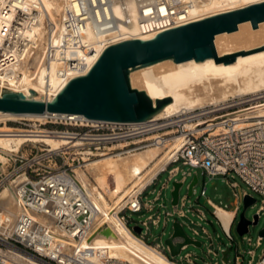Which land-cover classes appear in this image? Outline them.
Segmentation results:
<instances>
[{"label": "built area", "instance_id": "built-area-1", "mask_svg": "<svg viewBox=\"0 0 264 264\" xmlns=\"http://www.w3.org/2000/svg\"><path fill=\"white\" fill-rule=\"evenodd\" d=\"M133 2L137 11V28L141 34L152 32L159 34L190 23L189 9L192 2L182 0H133ZM110 10L111 0H69L61 20L62 34L59 42L61 49L58 50L57 56H52L55 54L52 49H57V47L49 42L47 53L48 59L56 58L62 64L56 72L60 77L65 78L67 71L78 70L81 66L80 55L94 50L97 42H84L83 40L88 30L96 37L113 30L115 22L110 16ZM17 27H21V22L14 19L8 29ZM7 31V28H4L2 33L5 34ZM105 42L107 43L108 40L101 43ZM23 46L25 44L21 40H17L10 46L7 45L11 53H19ZM9 57L10 53H3L0 47L2 76L10 74L7 70L8 64L11 63ZM18 75L16 74V77ZM2 82L4 81L0 80V86ZM6 92L13 93L5 87L3 89L0 87V96ZM259 101L264 102L261 99ZM207 111H197L179 118L160 121H153L151 118L138 123L86 122L78 116L55 114H49L43 121H36L32 129L26 130L35 132L33 135L36 138H42L49 133H57L64 135L68 140L78 138L81 145L65 151H51L50 147L36 148L33 146L28 156L22 152L12 153L6 156L7 161L4 165L0 164L4 167L0 172V192L10 187L12 196L19 207V213L13 221L0 212V264H131L126 260L111 257L106 249L94 250L85 245L94 235L109 228L100 223L87 189L75 177V169L83 168L86 161L90 159L139 152L178 136L182 137L180 147L171 152L166 167L142 190H132L115 213L116 219L136 240L173 264L192 263L193 256L190 254H185L180 261L171 260L168 257V254L171 256L170 247L164 244L160 237L154 238L153 242L149 243L152 231L159 224L161 217L159 210L166 205L164 191L179 171L178 166H173L179 163L190 169H200L203 176H222L227 179L230 174L231 179L239 178L252 193L261 197V206L256 212L259 218L264 213V130L262 124L250 120L245 122L247 124L244 126H237L230 117L211 121L213 118H205L211 113L203 115ZM235 111L238 110L225 114ZM198 119L206 123L199 127L187 128L188 124L199 123ZM50 124L62 126V129L45 128ZM165 172L169 175L166 184L151 200L144 202L145 193ZM189 175L190 173H187L176 183H181L182 186L185 177ZM226 182L231 189L237 188L236 182L230 180ZM191 195L180 197L178 194L177 203L172 205L174 211L165 213L166 221L170 217H176L182 222L175 220L174 224H179L182 229L183 224H187L194 236H203L211 241L207 255L218 256L221 245H218L215 251L213 237L201 225L207 222L205 212L197 207L183 210L189 203ZM243 196L249 195L244 192ZM200 197H206L205 190H201ZM235 197L238 198L236 193ZM206 205L212 209V215L232 242L230 230L240 208L239 203L237 202L232 211L234 215L229 222L228 229L224 228L215 214L217 205L209 199L206 200ZM127 213H146L148 216L146 220L130 228ZM188 214L191 215L188 216ZM192 217H196L198 221L195 222ZM135 228H139L140 232L137 233ZM215 239L220 243L218 235ZM261 239V237L257 239L256 247L260 246ZM183 241L182 238H174L172 243L176 245ZM247 244L251 245L250 239H247ZM187 246L183 245L176 256ZM200 246H202L201 243H199ZM235 252L237 254L234 264H241V256L237 248ZM246 254L250 256L247 264H252L254 250L249 249ZM227 263L228 261L225 263L222 260L213 262V264ZM256 264H264V252Z\"/></svg>", "mask_w": 264, "mask_h": 264}, {"label": "bare ground", "instance_id": "bare-ground-1", "mask_svg": "<svg viewBox=\"0 0 264 264\" xmlns=\"http://www.w3.org/2000/svg\"><path fill=\"white\" fill-rule=\"evenodd\" d=\"M182 1L192 2L189 9L190 23L264 2V0ZM68 2L69 0H0V47L3 53H10L11 59L7 66L10 74L2 76L0 73V80L4 81L1 83V89L5 87L13 93L20 92L27 99L31 95L29 93L31 90L37 94L31 99L51 101L69 81L86 75L107 47L132 39L145 41L157 35L156 32L147 34L138 32L137 11L133 0H111L110 16L115 22L113 30L99 37L88 30L83 40L97 42L94 50L88 54H81L79 69L67 71L66 77L62 78L56 73L62 64L56 58L48 59L47 53L49 42L57 47L52 49L55 53L52 56H57L58 50L61 49L59 46L62 34L61 20ZM14 19L21 22V27L9 30L8 27ZM4 28L8 30L5 34L2 33ZM17 40H21L25 46L19 53H11L7 45L10 46ZM107 40V43H101ZM213 43L218 57L259 49L264 46V22L259 23L257 29H252L249 21L240 23L237 31L218 34L214 37ZM16 74H19L18 77ZM129 78L131 88L144 92L153 104L155 99L171 98L172 103L153 116V121L179 118L207 110L209 107L206 106H215L203 113L206 115L225 109L226 107H220V103L230 99L257 97L258 92L264 89V50L242 57L236 56L232 63L215 64L213 58L177 64L172 60H164L131 71ZM261 95L258 99L264 98V95ZM256 100H251L253 101L251 106L216 116L211 121L230 117L237 126H244L247 124L245 122L255 120L261 122L264 130V102H254ZM48 115H11L0 112V122L17 119L43 121ZM78 118L92 122L82 116ZM198 122L196 125L186 126L194 128L206 123L202 119H198ZM33 133L35 132L13 129L6 125L0 127V164L4 165L7 161L6 156L19 152L26 143L50 147L51 151H65L81 145L78 138L68 140L64 135L57 133L36 138ZM181 139L179 136L173 137L158 146L127 155H108L87 160L83 168L75 169V177L87 189L100 223L107 225L111 232L109 236L97 233L85 243L86 246L100 251L106 249L111 257L126 260L131 264H173L137 241L116 219L115 213L132 190H142L166 167L171 152L180 147ZM3 169L4 167L0 166V172ZM90 178L95 184H91ZM0 212L10 217L12 221L19 213L10 187L0 192ZM215 214L224 228L228 229L233 212L216 206Z\"/></svg>", "mask_w": 264, "mask_h": 264}, {"label": "water", "instance_id": "water-1", "mask_svg": "<svg viewBox=\"0 0 264 264\" xmlns=\"http://www.w3.org/2000/svg\"><path fill=\"white\" fill-rule=\"evenodd\" d=\"M247 21L251 23L252 29H257L258 24L264 22V2L169 29L149 40L132 39L111 45L102 52L86 75L69 81L51 101L31 99L37 95L31 90L29 99L20 92H6L0 96V112L11 115H75L88 121L116 123L145 122L161 112L172 100L170 97L155 99L153 104L144 92L131 88V71L164 60H172L177 64L213 58L215 64L232 63L236 56L263 51L264 46L245 53L242 51L217 56L214 37L224 32L237 31V26ZM196 183L197 178L194 176L188 190L189 195ZM180 187L181 183H173L172 205L177 203ZM254 202L252 197L243 196L244 209L236 227L241 236L248 232L249 225H256L258 221L257 215L253 222L244 219V210ZM173 229L172 236L165 242L170 247L171 256H176L183 245L199 247V243H194L185 235L179 224H173ZM135 231L139 233L140 229L135 228ZM100 232L105 236L111 235L107 228ZM259 237L264 238V228ZM174 238H182L184 241L173 245ZM228 252V249L222 252V261L225 263Z\"/></svg>", "mask_w": 264, "mask_h": 264}, {"label": "rangeland", "instance_id": "rangeland-1", "mask_svg": "<svg viewBox=\"0 0 264 264\" xmlns=\"http://www.w3.org/2000/svg\"><path fill=\"white\" fill-rule=\"evenodd\" d=\"M244 53V52H243ZM130 81V78H129ZM131 85V83H130ZM264 95V89L260 90L257 97L251 98V97H245V98H235L230 99L228 101H225L223 103H220V107H226L225 109H222L220 111H216L214 113H211L207 115L205 118H214L215 116H219L220 114H225L226 112L232 111V110H240L246 106H251L253 101L259 98V95ZM236 97V96H234ZM251 99V100H250ZM260 100V99H258ZM258 100L254 101L258 103ZM261 100H264V98H261ZM245 101H251L246 102ZM240 103V104H238ZM260 103V102H259ZM255 104V103H254ZM235 106V107H231ZM209 107L207 110H211V108L215 106H206ZM229 107V108H228ZM231 107V108H230ZM35 120H28V119H17V120H6L4 122H0V127L8 126L9 128L18 129V130H29L34 127ZM45 128L52 129V130H61L62 126L58 125H47ZM35 146L36 148H41L38 144H31L27 143L25 144L22 149L19 152H22L26 156L30 154V150H32V147ZM33 152H35V149H33ZM161 155V151H160ZM96 159V158H94ZM93 160V159H90ZM178 166L179 171L177 175L171 179V181L168 183V187L164 191V197L166 200V205L161 208L159 211L161 213V217L159 220V224L154 230L152 231V237L149 239V243H152L154 238L160 237L162 242L165 244L166 240L169 239L173 232V224L174 221L177 220L180 223L181 220H178L176 217H170L166 221L165 213L170 212L172 213L174 211L173 206L171 204V192L174 182H179L184 175L187 173H190L189 176L185 177L184 183L181 186L179 190V196L183 197L185 195H188V187L191 184L193 177L196 176L197 183L193 187V193L191 196H189V203H187V206L183 209L186 211L189 208H201L207 217V222L202 223L201 225L208 231V233L213 237V245L215 251H217L218 245H221L220 253L218 256L213 255H207V249L210 247L211 241L206 239V237L203 236H194L191 229L187 224H183V231L184 233L193 241L199 242L202 244V246L198 247L196 245H188L184 250L181 251V253L178 256L171 257L168 254V257L173 261H180L181 258L185 254H190L193 256L192 263L184 262L183 264H213L214 261H221L222 260V252L226 249H229L230 251L227 254V264H234L236 252L235 248L238 249V253L241 256L240 262L241 264H247L248 260L250 259V256L247 255V251L249 249L254 250V256L252 258V264H256L260 258L262 257V254L264 252V238L261 239V243L259 247H256V241L259 238L260 231L264 228V213L258 218V221L256 225H249L248 232L244 235H239L236 227L239 222V216L241 212L244 209L243 205V193L246 192L249 196H251L255 203L248 206L244 210V219L253 222L254 216L256 215L257 209L261 206V197L252 193L237 177H233L231 179V175L229 174L227 176V179L222 176H215V177H209V176H203L202 171L200 169H190L186 166H182L180 163L174 165L173 167ZM169 175L168 172H165L161 174V176L158 178L157 182L153 185V187L149 188L148 192L145 193L143 200L144 202H147L148 200H151L160 190V188L166 184L168 181ZM226 180L234 181L237 183V188L235 190L231 189L229 184L226 182ZM91 184H95L93 179L90 178ZM205 190L206 197H200L201 190ZM235 193L238 198L235 197ZM211 200L212 203H214L217 206L223 207L225 210L231 211L236 206L237 202L240 206V212L237 214L235 222L230 230V235L232 237V242L228 239L226 234L221 229L217 219L212 215V209L206 205V200ZM158 210V209H157ZM191 214H188L190 216ZM127 218L130 221L129 227L132 228L136 224H140L144 220H146L148 214H132L127 213ZM192 220L195 222L198 221L196 217H192ZM218 235L219 239L221 240L220 243L217 239H215V236ZM247 239L251 240V245L247 244ZM233 245V247H231Z\"/></svg>", "mask_w": 264, "mask_h": 264}, {"label": "crops", "instance_id": "crops-1", "mask_svg": "<svg viewBox=\"0 0 264 264\" xmlns=\"http://www.w3.org/2000/svg\"><path fill=\"white\" fill-rule=\"evenodd\" d=\"M218 207H220V206H218ZM220 208H222L223 209V207H220ZM234 210V209H233ZM233 210H231V211H233ZM230 211V212H231ZM227 212H229L228 210H227ZM239 212H240V208H239V210L237 211V214H239Z\"/></svg>", "mask_w": 264, "mask_h": 264}]
</instances>
